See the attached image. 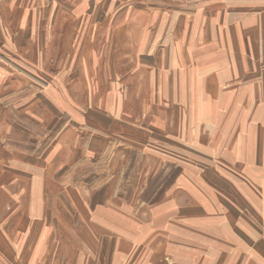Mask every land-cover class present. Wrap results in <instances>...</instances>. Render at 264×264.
Returning a JSON list of instances; mask_svg holds the SVG:
<instances>
[{"label":"rangeland","instance_id":"rangeland-1","mask_svg":"<svg viewBox=\"0 0 264 264\" xmlns=\"http://www.w3.org/2000/svg\"><path fill=\"white\" fill-rule=\"evenodd\" d=\"M133 1L143 5L126 12L130 32L150 16L167 26L161 41L69 44L91 81L68 74L58 94L43 77L34 98L8 106L0 264H184L219 249L228 262L264 258V46L237 47L264 0ZM97 47L91 62L84 51ZM2 51L1 64L21 66Z\"/></svg>","mask_w":264,"mask_h":264},{"label":"crops","instance_id":"crops-1","mask_svg":"<svg viewBox=\"0 0 264 264\" xmlns=\"http://www.w3.org/2000/svg\"><path fill=\"white\" fill-rule=\"evenodd\" d=\"M132 4L143 5L133 0H0V93H3L0 95V123L8 117V106L17 101H25L30 96L35 97L37 90L39 91L46 82L43 77L55 78L51 84L52 86L50 84L44 85V92L50 91L58 94L60 93V85H63V81L68 74L73 76L76 81L82 82V84H84V80L86 82L91 81L89 78L93 74L90 69L92 64L88 66L86 74L83 71L79 75L77 62L79 54L68 57L67 46L69 44L87 46L123 44L129 46L131 37L135 36L136 40H133L132 43L140 45L146 42L144 37L149 34L159 35V40L155 41H161L166 35V29L164 28H167V26L163 25L162 22L150 19V16L148 18L142 17L136 23L132 33L130 32L132 24L126 12H130ZM126 6H128L127 9ZM149 7L151 6L149 5ZM149 7L144 8L149 10L150 15L152 8L149 9ZM117 22H119V25L116 27ZM257 23L256 20L244 22L238 26L240 38L237 40L239 44L237 47H240L241 53L247 51L244 46L248 45L246 38H249L251 47L254 45V39H258L259 44L264 46V35L260 39L254 34V28H264V19H262L261 25ZM116 34L121 37L118 42L113 40ZM4 46H10L16 51L13 56L20 63V67L9 61L5 63L7 66L1 64L4 60L2 51ZM97 50L101 52L99 47L96 48L95 53L92 52L91 48L85 49L84 52L89 53L86 55L91 62L97 60ZM110 55L113 56L114 53L111 52L105 56L107 71L112 66L108 62ZM240 55L242 57V54ZM141 57L142 55H140V59ZM73 58L75 59V65L67 66L68 61ZM24 61H28V63ZM36 68L40 72H37ZM101 69H103V73L98 72L96 76L104 74L105 66L103 65ZM37 76L42 77L44 81L40 83L35 79ZM86 76L88 77L87 80ZM82 78L83 81H81ZM56 85L58 87H55ZM49 86L50 88H47ZM16 93L17 96L14 97ZM19 93L22 94L18 96ZM52 98L54 99L51 96L50 99ZM57 98L64 101L60 96ZM46 104L49 107L53 106L48 102ZM263 124L264 122L260 123V125ZM51 151L49 156L52 155ZM29 165L33 166L30 160L24 166L30 167ZM4 179V176L0 173V214H3L4 211L3 205L6 202L8 187ZM18 182L19 180L16 179L15 183ZM214 249H216V246H214ZM223 251L227 252L229 250L224 247ZM212 252H217L216 258L202 259L200 256H188L184 264H264V258L262 260L256 259L244 262L234 260L228 262L226 256L221 255V249ZM232 252H236V250L233 248ZM169 263L178 264L175 257Z\"/></svg>","mask_w":264,"mask_h":264}]
</instances>
